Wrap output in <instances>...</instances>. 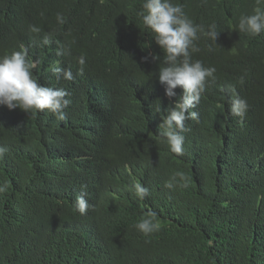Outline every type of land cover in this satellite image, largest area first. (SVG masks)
Here are the masks:
<instances>
[{"label": "trees", "instance_id": "1", "mask_svg": "<svg viewBox=\"0 0 264 264\" xmlns=\"http://www.w3.org/2000/svg\"><path fill=\"white\" fill-rule=\"evenodd\" d=\"M174 2L220 32L218 47L201 37L192 54L216 72L192 109L198 120L185 122L181 156L158 138L181 89L170 99L158 82L163 54L137 19L142 0H0V56L27 46L38 82L70 100L64 121L0 106V264H264V33L235 29L264 0ZM58 46L70 55L57 57ZM229 86L248 103L243 123L229 112ZM135 182L149 189L143 200ZM82 186L84 215L73 208ZM148 210L159 228L145 236L134 225Z\"/></svg>", "mask_w": 264, "mask_h": 264}, {"label": "clouds", "instance_id": "2", "mask_svg": "<svg viewBox=\"0 0 264 264\" xmlns=\"http://www.w3.org/2000/svg\"><path fill=\"white\" fill-rule=\"evenodd\" d=\"M136 15L163 54L156 76L158 82L164 87L166 97L170 99L176 97L174 90L181 89L176 102L165 109V114L161 115L158 133L161 143L165 144L171 153L181 156L183 133L189 131L185 122L198 120L199 113L192 109L200 103L202 95L207 90L208 82L215 80L216 72L214 66L206 67L202 61L193 60L192 54L200 51L196 42L201 37L211 41L208 50L212 51V45L217 46L215 42L220 32L217 31L215 23L208 25L207 28L204 25L195 24L185 14L183 6L174 0H142L141 8ZM56 22L58 25H64L66 19L61 13H57ZM235 29L249 37H257L264 33V7L256 6L251 14H242ZM28 31L40 34L42 29L36 24H30ZM52 43L51 34L45 33L40 45L50 46ZM72 43L74 44L75 41L73 40ZM70 52V48L58 46L55 55L61 57L70 55ZM152 59L158 61L161 57L153 55ZM38 63L39 61L29 58V49L23 44L18 51L0 56V106L8 110L20 109L29 115L47 111L57 121H64L67 119L65 109L70 104V100L67 99L69 94L63 88L40 84L39 77L34 75L33 71ZM78 63L81 66L84 65V55L78 58ZM50 71L65 81L74 79L71 68L53 67ZM80 74H82V68ZM221 91L225 89L221 88ZM227 92L230 93L227 96L230 114L238 117L243 123L248 111L247 101L236 94L231 86L228 87ZM155 111L160 112L159 105ZM6 152L7 148L0 146V159H3ZM178 175L182 176V174ZM173 180L167 181L165 187L173 188ZM6 190L7 182L0 185V193ZM130 190L140 200L149 195V189L139 182L133 183ZM86 196V186H82L73 202L74 210L80 215L86 214L90 207ZM134 228L145 236L157 231L159 224L156 213L148 210Z\"/></svg>", "mask_w": 264, "mask_h": 264}]
</instances>
